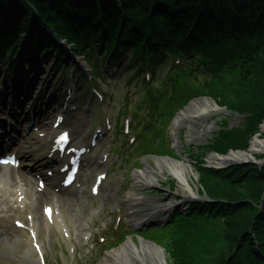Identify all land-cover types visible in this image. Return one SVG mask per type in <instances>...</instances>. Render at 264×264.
<instances>
[{
    "label": "trees",
    "instance_id": "1",
    "mask_svg": "<svg viewBox=\"0 0 264 264\" xmlns=\"http://www.w3.org/2000/svg\"><path fill=\"white\" fill-rule=\"evenodd\" d=\"M28 22L36 50L57 51L47 28L77 48L102 39L142 58H194L207 79L183 104L206 89L244 116L239 128L223 123L208 147L219 155L246 150L264 120V0H0V57L13 54ZM202 165L201 193L213 202L191 206L177 225L172 264H264V166Z\"/></svg>",
    "mask_w": 264,
    "mask_h": 264
},
{
    "label": "rangeland",
    "instance_id": "2",
    "mask_svg": "<svg viewBox=\"0 0 264 264\" xmlns=\"http://www.w3.org/2000/svg\"><path fill=\"white\" fill-rule=\"evenodd\" d=\"M16 66L18 68L17 63L13 64L12 69H14ZM51 66L52 64H47L45 61H41L38 65V68L36 67V69L39 71V74L36 75V72H34V74L32 73L30 75L31 79L34 77L36 78L34 81V87H32V93H38L37 90H39L41 86L44 88L45 85L43 84L45 81L48 80L49 83H54L56 81V79L52 78L54 74L52 71L53 68ZM136 89L137 86H131L132 91H136ZM84 90V94L78 99L80 103L78 112L80 116L85 115L87 117V124L85 129L80 133L76 140L78 144H85L84 142L87 141L94 127L99 126L98 128L102 129L104 126L106 127V123L103 126V121L106 119H111L112 125L115 123V113L119 109L121 96V92L116 91L118 89H113V91H115L114 94L112 93L113 97L107 98L100 103L93 101V103H91L93 106L91 107L90 104H88L89 94L86 91L87 89ZM41 92L42 96L44 97L46 94L45 88ZM133 99L135 100L136 97L132 95L130 100L132 101ZM194 100L196 99H193V101ZM219 102V100L216 101V103L220 106ZM56 109L60 111V108ZM217 111L218 112L216 114L206 119V124L209 125L210 122H213L214 125L208 131L209 133L207 132L205 135H203L204 137L202 140L197 143L190 141L186 142V132L184 131L181 136L182 148H178V155L176 154V156H173L168 150L164 155H161V157H172L176 160H179L181 156L187 160V163L191 168L189 183L193 192L196 194V196H193L190 199H183V195L177 188L176 183L168 177L161 179L159 186L153 187L147 192L142 189L137 190V188L134 187V173L138 171H145L146 168L156 170L155 161L158 156L151 153L144 156L141 154H136L132 157L128 154H135L132 151L133 148L129 150L122 149V158L117 161L115 154L111 152L110 149V147H117L113 141V134L112 132H109L110 134L107 133L99 143L98 148L91 151L90 155L88 156L90 164L81 173L80 181L82 182L83 187L86 188L84 194L80 195L77 193V191L71 190L67 191L61 196H58V198L61 199L59 201V205L64 216L69 237L67 238L65 234L62 235L56 227L49 226L47 229L43 228L41 222L38 223V242L42 243L41 247L48 264H56L55 261L57 264H76V257L80 258L79 260L81 264H101L104 259L108 258V247L104 245L103 247H100L97 245L95 250L91 251V240L88 241L87 239L90 236L100 233L103 227L109 226L121 216L124 221H127L126 215L128 208L122 204V202L124 201L128 192L132 190L138 195L150 196V200L154 199L165 201L171 197L173 199L172 204H174L175 209H183V207L189 202H201L203 197H198L200 187L198 185V174L195 170V162L186 156L187 153L190 152L189 150L191 148H193L192 150L196 151L199 146L205 145L208 140H211L212 135L217 132V128L215 127H217V125L220 123L225 122L228 128H237L242 125L244 118V116H240L237 113L226 112L224 109H217ZM176 115L178 116L179 113ZM52 121L53 118L49 120V123L52 124ZM72 121L73 120L71 119L70 122ZM119 123L122 124V119H120ZM195 128L201 129L199 125H195ZM182 149H186V151L182 152ZM202 155L203 160L206 161V158L209 157L210 154H208L207 150H204ZM263 156L264 153L259 156H255V162L251 161L249 163H242L240 164V167L247 168L248 166H257L259 169H261L264 166ZM101 162L102 167L97 168ZM102 172L107 173V178L100 189L99 196L96 198H91L88 195L87 188L93 182V177L96 174ZM170 186L172 190L168 191ZM162 203L167 205L168 202L166 201ZM93 212L97 213V215H92ZM118 212L120 214H118ZM12 214L13 213L9 214L7 212L0 211V232L7 233L9 229L14 230L13 232H8L5 237L0 238V264H33V262L31 263L28 258L24 257L28 247L27 233L25 231L14 229L12 223L13 220L17 219L18 217H20L22 221L26 222L25 214L24 212H21L20 215ZM159 217H162V214ZM148 238L147 240L144 238L146 240L144 241V239H140L139 237L131 236L129 237L130 240H128L138 249L141 248V244L144 242L150 244V239L158 243L160 246L166 244L164 239L161 240V238H164V233L158 235V233L152 232ZM13 239H15L17 242L16 247L4 246L6 241ZM58 245L62 247L58 249ZM120 246L113 248L109 251V253L115 249H119ZM3 252H9V254H2ZM161 253L164 257L165 264H172L168 254H166L164 250H162ZM33 258H35L34 254L32 256V260Z\"/></svg>",
    "mask_w": 264,
    "mask_h": 264
},
{
    "label": "bare ground",
    "instance_id": "3",
    "mask_svg": "<svg viewBox=\"0 0 264 264\" xmlns=\"http://www.w3.org/2000/svg\"><path fill=\"white\" fill-rule=\"evenodd\" d=\"M35 72V70H33ZM39 72V71H38ZM36 72V75L39 74ZM35 75V76H36ZM34 79L33 81H35ZM30 87V84L26 85ZM6 99V98H5ZM52 101V100H51ZM53 101L56 102V104H59L58 99H54ZM73 102V101H72ZM7 103L6 100L4 101V104ZM74 105L73 103H70V106ZM53 110V107L49 110H46V113H50ZM217 106L215 102L209 101V100H198L193 103H191L183 112L179 114V116L174 120L172 125V132H174V128L177 126H183L186 128V140L191 142H196L201 139V137L205 134L203 130L208 131L210 128L208 125L205 124L206 119L211 117L212 115L216 114ZM72 111L66 113V116L68 117L71 115ZM75 116L77 117L72 121V124L69 122L62 121L59 126L54 129H47L46 135L44 138L40 141V144H42V148H48L51 145L52 138L54 135H56L58 132L62 133V130H69L70 138L75 139L79 136V134L84 130L85 124H87V117L85 115H81L76 112ZM66 123V124H65ZM194 124H197L201 126V129H196L194 127ZM44 126H47L44 125ZM43 126V127H44ZM64 130L63 133H66ZM60 134V133H59ZM179 143H176V145ZM43 152L40 151V153ZM37 154L34 159H38L41 157V154ZM264 153V122L259 127L258 132L251 138L249 142V146L245 151H231L227 155L221 156V155H211L207 158V163L210 167L213 168H229L232 166H240L242 163L246 162H255V156H259ZM23 156H26L27 151H24ZM156 170L146 168L145 171H139L136 173L134 181L135 184H137L139 187H157L159 186L160 180L165 179L166 177L170 178L176 183L177 188L183 195V199H190L196 194L193 192L191 186H190V175H191V168L187 164L186 160L182 159L180 161L177 160H171V159H157L155 161ZM18 178L20 181H24V176L20 173H18ZM42 176V175H41ZM4 183V181L0 177V185ZM26 185V184H25ZM10 188L8 185H1L0 186V193H4L9 191ZM38 193L37 191L34 192ZM126 200L129 204L135 205L137 203V200H140V198L137 197L136 194L130 193L126 197ZM172 198L169 197L168 200H165V202H168L167 206L160 205L161 201L157 200L154 201L156 204L155 207H146V213L145 215H142L137 219V212H131L128 214V217L130 218V221L132 225L138 226L140 223L144 222L145 219L151 218L153 219L156 215L155 212L162 211L166 209L168 206L172 205ZM40 201V200H39ZM38 201V202H39ZM39 203H30L28 205L29 211L31 215H33V224L31 223V232L33 234L35 227L37 226L39 222V209H38ZM133 210L132 208H130ZM150 219V220H151ZM53 224L56 223V219L52 215ZM62 220V218H61ZM45 223V220H43ZM4 246H10V247H16L17 242L15 239L6 241L4 243ZM32 252V251H31ZM2 254H9V252H3ZM101 264H165L164 257L161 253V251L156 248L152 244L142 243L141 248L138 249L135 247L131 242L127 241L123 246H121L119 249L113 251L109 254L108 259H104V261Z\"/></svg>",
    "mask_w": 264,
    "mask_h": 264
}]
</instances>
